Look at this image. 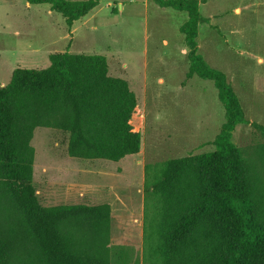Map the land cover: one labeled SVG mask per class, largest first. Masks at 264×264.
I'll list each match as a JSON object with an SVG mask.
<instances>
[{
  "label": "trees",
  "instance_id": "trees-1",
  "mask_svg": "<svg viewBox=\"0 0 264 264\" xmlns=\"http://www.w3.org/2000/svg\"><path fill=\"white\" fill-rule=\"evenodd\" d=\"M47 4L69 29L101 0H26ZM188 15L180 27L187 79L210 81L225 109L214 150L145 166L143 264H264V176L233 142L246 116L227 76L199 52L207 23L199 0H149ZM45 69L17 68L0 86V264H112L110 204L45 207L34 183L38 128L70 134L68 154L120 162L137 155L142 134L129 83L109 74L102 55H49ZM264 168V145L260 149Z\"/></svg>",
  "mask_w": 264,
  "mask_h": 264
},
{
  "label": "rangeland",
  "instance_id": "rangeland-1",
  "mask_svg": "<svg viewBox=\"0 0 264 264\" xmlns=\"http://www.w3.org/2000/svg\"><path fill=\"white\" fill-rule=\"evenodd\" d=\"M207 23L199 52L227 76L246 123L233 142L264 176V0H199ZM188 15L149 0H101L72 29L47 4L0 0V86L17 68L45 69L49 55H102L109 74L126 80L138 105L131 124L142 134L137 155L120 162L68 154L70 134L38 128L34 183L45 207L110 204L112 264H143L145 166L214 150L225 109L210 81L187 79L188 49L180 27Z\"/></svg>",
  "mask_w": 264,
  "mask_h": 264
}]
</instances>
